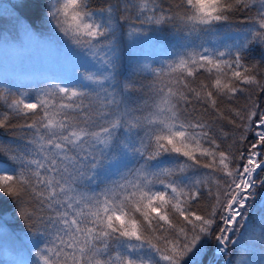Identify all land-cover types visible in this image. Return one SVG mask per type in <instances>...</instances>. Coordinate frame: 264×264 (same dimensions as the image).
I'll return each mask as SVG.
<instances>
[{
    "label": "snow or ice",
    "instance_id": "obj_1",
    "mask_svg": "<svg viewBox=\"0 0 264 264\" xmlns=\"http://www.w3.org/2000/svg\"><path fill=\"white\" fill-rule=\"evenodd\" d=\"M40 23L101 69L34 95L0 89V129L23 133L18 150L0 144L21 264H204L213 239L209 264L236 244V264H255L257 242L264 264V211L250 217L264 189V0H44ZM167 30L184 51L159 67L133 56L149 82L121 80L124 37L165 56L149 33ZM25 39L46 43L30 26Z\"/></svg>",
    "mask_w": 264,
    "mask_h": 264
},
{
    "label": "trees",
    "instance_id": "obj_2",
    "mask_svg": "<svg viewBox=\"0 0 264 264\" xmlns=\"http://www.w3.org/2000/svg\"><path fill=\"white\" fill-rule=\"evenodd\" d=\"M43 3L44 0L0 1V72L4 76L6 75V72L1 71L5 70L2 63L10 60L21 61L27 58L34 60L53 58L56 64L65 66V68L70 71L71 80H76L79 78L76 74V70L79 69V73L83 75L88 72L89 69L80 65L81 62L74 58L76 55H79L78 52L69 49L66 53H63V42L55 33L54 29H52L51 25H47L42 29L40 17L43 12ZM24 26H30L34 30H42L46 43H36L25 39L21 44ZM233 26H238V21L235 19L233 20ZM149 34L154 38L157 35L161 36L163 46L167 50L165 56H161L158 50L152 48L146 42H138L137 46L134 48L137 49L138 52L136 54L132 53V41L126 36L124 37V68L123 76H121L120 79L124 80L127 78L134 81L136 89H139L141 85H146L149 81L145 78L144 74L136 71L137 64L135 60H138L140 64L148 63L158 66L165 59H175L178 54L184 51V48L182 47L185 43L184 39L181 35L175 34L171 30H167L162 34L155 32H150ZM192 39L196 44H203L208 48L216 47L218 42V38L212 34H201L199 37L193 36ZM56 49H59L58 53H56ZM73 53L75 54L71 59ZM80 55L87 59L83 54L80 53ZM62 56H69L71 61L67 60V58L63 59ZM133 56H135V60L133 59ZM257 60H259V50L254 51L249 57V61ZM6 78L8 84L6 83V86L0 84V89L11 86L13 92H27L30 95H34L37 89L47 87L49 83L63 80L60 74L54 72L46 73L43 70L28 73L18 82L13 78ZM51 79L57 80L52 81ZM141 95V92L134 90V98ZM255 98L260 102L261 107H264V94L256 93ZM245 102V99L241 97L234 106L239 107ZM20 122L22 121H14V123ZM225 130L227 131L229 128L226 127ZM20 135H23V133L18 129H0V144L10 147L13 150H18L19 146L22 145V142L17 139ZM0 160H6V157L0 156ZM7 165L10 166L11 162L7 161ZM261 199H264V189L258 190L257 200L254 202V205L250 210V217L254 220H258L260 212L264 211V209L260 207ZM26 231L25 222L19 216L18 206L15 199L7 196L5 193H0V263L9 262L10 264H21L22 261H27L29 259L26 252H21V241L23 240ZM215 243L216 242L213 239L211 243L207 245L208 253L203 258L204 264L207 259L212 257V250ZM229 247L232 248L233 251L229 253L225 262L219 260L218 264H227L229 259L233 261V264H236V261L239 259L238 250L241 246L240 244H236L235 246L230 245ZM259 257L260 246L257 242L254 249L255 264H259ZM33 259H35L34 256Z\"/></svg>",
    "mask_w": 264,
    "mask_h": 264
},
{
    "label": "rangeland",
    "instance_id": "obj_3",
    "mask_svg": "<svg viewBox=\"0 0 264 264\" xmlns=\"http://www.w3.org/2000/svg\"><path fill=\"white\" fill-rule=\"evenodd\" d=\"M138 43V42H137ZM137 46V44H136ZM135 46V47H136ZM62 47L64 48L63 53H66L67 50H69V48L63 44ZM59 49H56V53H58ZM131 52L132 53H137V49H134L133 47L131 48ZM75 53L72 54L71 59L73 58V55ZM82 54V53H81ZM63 59L67 58V60H70L69 56H62ZM75 59L79 60L81 63L80 65L85 66L86 68H88V72H96L98 69H101V65L97 60H93L90 56L86 58H84L82 55H76L74 57ZM71 61V60H70ZM70 63V62H69ZM3 68L5 70H1L2 72H6V75H2V73L0 72V82H4V81H8L6 77L13 78L15 81H20L22 80L28 73H32V72H36L38 70H43L46 73L49 72H54V73H58L62 76L63 80H71L70 79V71L67 70L65 68V66H60L58 64H56V62L54 61L53 58H43V59H31V58H27L21 61H15V60H10L7 62L2 63ZM161 65V63L158 66H154L153 67H159ZM74 80V79H72ZM8 84V83H7ZM6 86V83L4 84ZM227 256L223 257L222 259L220 258V255L217 253L216 254V261L218 262L219 260H223L225 262ZM212 260V257L206 260L205 264H209V262ZM0 264H10L8 262H3Z\"/></svg>",
    "mask_w": 264,
    "mask_h": 264
}]
</instances>
